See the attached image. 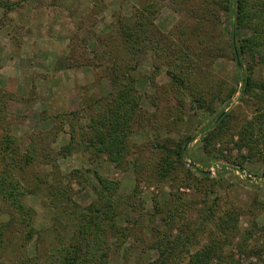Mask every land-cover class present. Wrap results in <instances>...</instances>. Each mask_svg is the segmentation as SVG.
<instances>
[{
    "label": "rangeland",
    "instance_id": "1",
    "mask_svg": "<svg viewBox=\"0 0 264 264\" xmlns=\"http://www.w3.org/2000/svg\"><path fill=\"white\" fill-rule=\"evenodd\" d=\"M207 2L211 3L210 13L205 10ZM216 7L214 0H0V113L6 115L0 117V147L10 144L29 156L36 138L48 139L44 141L52 144V155L62 175L92 169L117 183L122 196L131 197L136 205L141 203L140 217L132 215L131 220L151 223L157 205L163 215H155V222L160 217L174 221L170 231L163 224L159 227L169 238L194 231L203 203L217 202L222 210L239 215L236 236L224 242L222 254L244 255L239 257L241 262L256 263L251 255L246 257L248 250L241 254L236 251L240 238L247 237L253 224L264 225V178L257 164L241 163L239 157L247 152L236 147L238 136L233 134L255 114L253 106L239 102L240 72L225 43L228 17ZM143 9L152 18L148 29L164 39L161 45L166 52L155 54L148 49L136 55L134 62L126 60L123 65L135 67L129 74L134 79L143 118L130 127L123 166L116 167L103 156L84 150L62 153L72 131L69 123L61 124L59 118L86 109V117H79L75 130L88 124V105L112 91L111 77L105 69L112 63L106 45L120 41V23L139 31ZM220 50H224L223 56ZM183 53L188 58L179 61ZM178 62L181 65L177 68ZM248 66L249 60L245 59L243 69ZM180 69L186 75L184 84H194L191 94L180 92L168 76L180 75ZM230 88H236V95L229 103L215 106V110L232 112L234 120L222 136L206 145L202 139L213 130L215 114L199 109L193 99L200 92L209 101L217 92L227 95ZM53 129L57 134L45 137ZM156 141L184 144V169L207 172L217 183L198 185V175L191 176L187 170L180 171L174 181L160 182L154 173L155 161L162 156L153 149ZM39 163L34 172L49 175L53 170L47 159ZM73 190L74 201L87 206L89 190H80L75 184ZM27 204L34 208L35 228H44L49 210L42 200L30 197ZM7 220V216H0V224ZM143 233L130 250L110 249L108 264H153L158 256L151 245L153 235L147 234V229ZM195 234L196 241L187 248L193 253L210 244L206 229L197 232L195 228ZM133 241L131 238L129 242ZM26 256H33L31 244ZM0 264L9 263L0 258Z\"/></svg>",
    "mask_w": 264,
    "mask_h": 264
},
{
    "label": "trees",
    "instance_id": "2",
    "mask_svg": "<svg viewBox=\"0 0 264 264\" xmlns=\"http://www.w3.org/2000/svg\"><path fill=\"white\" fill-rule=\"evenodd\" d=\"M210 4L207 2L205 10L209 9ZM214 4L218 6L216 8L223 9L228 17L225 43L240 72L239 102L253 106L255 114L233 133L238 136L236 147L247 152L239 159L241 163L257 164L260 176L264 178V0H214ZM147 15L149 13L145 9L140 12L142 21L139 20V31H132L129 25L120 23L117 27L120 41L116 44L113 40V43L106 45V48L109 46L112 63L105 69L111 77L112 91L92 103L94 105H88V124L75 130L79 117H86V109L63 114L59 118L61 124L69 123L72 131L67 146L61 149L62 153L71 155L84 150L97 157L103 156L116 167L123 166L130 127L136 120L143 119L134 79L129 74L135 67L123 65L126 60L134 62L136 55L148 49L155 54L158 51L160 54L166 52L161 45L164 39L157 36L152 28L148 29L153 23L150 15L149 20L144 21ZM198 40L202 42L203 38L199 37ZM220 51L223 56L224 50ZM187 58L188 55L183 53L179 61ZM245 59L249 60V66L243 69ZM180 63H177V68ZM190 64L189 61L188 66ZM177 71L181 72L179 78L176 73L168 76L180 92L191 94L195 89L194 84H184L186 75L183 69ZM236 93V88H230L227 95L221 96L222 93L217 92L206 101L199 92L193 99L194 103L199 104V109H205L209 115L215 114L211 122L213 130L202 139L206 145L215 137L218 139L222 136L232 124V112H216L215 106L229 103ZM138 116L141 117L135 119ZM0 117L5 118L6 115L0 113ZM57 132L53 129L45 137L55 136ZM44 140L48 141L46 138L35 139L31 146L32 155L29 156L10 144L0 147V216L8 217L5 224H0V258H5L9 264H108L110 249L114 248L116 252L130 250L133 243L142 239L144 229H147V234L153 235L151 245L158 253L153 264H221L223 261L227 264H244L239 258L244 255L235 257L222 254L224 242H231L236 236L239 215L233 211L222 210L217 202L210 205L203 203L204 208L198 213L195 228L197 232L207 230L210 244L200 251L190 252L187 248L196 241L195 228L188 236L166 237L159 227L163 224L170 231L174 221L168 220L169 223L163 220V213L157 205L150 217L151 223L131 220L132 215L140 217V202L136 205L131 197L122 196L118 184L105 179L96 170H74L62 175L52 155V144L48 145ZM183 145L155 142L153 149L162 155L157 157L154 164L158 180L174 181L180 171L187 170L191 176L198 175V185L217 183L207 172L184 169ZM46 159L53 168L51 173L34 172V167ZM73 184L80 190H89L90 202L87 206L82 207L74 201L76 191ZM30 197H39L45 209L49 210V217L42 229L35 228V211L27 204ZM155 215H161L158 222L153 219ZM246 234L247 237L240 238L236 252L241 254L248 250L246 257L251 255L257 260L248 264H264V225L257 227L253 224ZM131 238H134L132 243L129 242ZM29 244L33 246L32 257L26 256Z\"/></svg>",
    "mask_w": 264,
    "mask_h": 264
},
{
    "label": "built area",
    "instance_id": "3",
    "mask_svg": "<svg viewBox=\"0 0 264 264\" xmlns=\"http://www.w3.org/2000/svg\"><path fill=\"white\" fill-rule=\"evenodd\" d=\"M211 173H214L213 171H211Z\"/></svg>",
    "mask_w": 264,
    "mask_h": 264
}]
</instances>
